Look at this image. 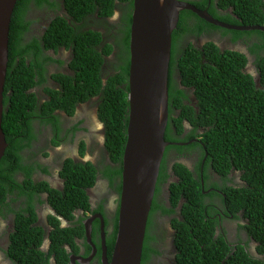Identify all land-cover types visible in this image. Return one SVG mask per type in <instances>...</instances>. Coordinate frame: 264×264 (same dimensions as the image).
Segmentation results:
<instances>
[{
    "label": "trees",
    "instance_id": "obj_1",
    "mask_svg": "<svg viewBox=\"0 0 264 264\" xmlns=\"http://www.w3.org/2000/svg\"><path fill=\"white\" fill-rule=\"evenodd\" d=\"M190 1V0H188ZM207 0H191L202 9ZM67 10L70 21L58 15V7ZM117 2V3H116ZM133 0H17L12 12L9 27L8 62L3 88L2 129L7 147L0 159V212L7 205L6 199L12 191L27 195V208L24 214L15 211L14 231L10 235L8 253L18 262V255H29V249L39 245L41 226L36 222L34 194L46 191L49 201L57 214L72 219L73 212L80 209L89 211L86 190L93 186L98 174L108 180L111 187L120 193L122 156L126 142L128 121V74H129V32ZM218 6L225 10L218 12L214 7L211 15L226 23L235 25H263L264 0H217ZM51 11L46 15L50 22L41 33L42 21L33 14L43 8ZM118 8L119 17L109 22ZM87 18L93 19L95 27H88ZM79 22L74 25V21ZM100 21L104 26L100 24ZM108 21V22H107ZM38 25V27H34ZM103 29V31L100 30ZM211 30H221L232 39L256 35L263 42L247 46L254 56L253 63L259 70L260 83L244 70L247 57L241 51L225 49L221 51L212 41L201 47L194 46L189 35H200ZM64 47L70 52L67 70L50 75L54 83H47L45 65L55 60L47 50L57 52ZM181 85L194 89L197 108L183 102L185 92L177 82V72ZM47 84V85H45ZM50 84V85H49ZM44 95L38 93L43 86ZM38 88V89H37ZM46 95L45 99L43 97ZM96 98L97 117L103 125V149L109 161L65 159L59 170L63 181L62 189L50 187L45 181L35 182L32 174L45 166L37 161L30 162L26 153L35 142V124L48 125L54 133L61 132L57 111L72 115L80 102ZM174 106L179 109L175 116ZM185 117L194 126L188 134L194 137L196 125L208 126L202 133V142L189 146L177 144L182 129L181 118ZM164 139L172 142L165 148L160 164L155 193L147 224L152 226L150 214L160 210L171 214L179 207V215L171 219L176 230L175 245L178 248L179 264H264V33L260 30L239 31L211 24L193 11L180 12L176 29L172 33V45L168 71V120ZM189 139V138H186ZM59 141L53 139L52 144ZM194 146V147H193ZM81 144V153L84 151ZM200 148V162L204 158L205 187L194 172L181 163L174 164L178 179L169 183L170 207L159 199L160 185L169 177L165 157L171 151L183 154L188 148ZM206 153V157L205 156ZM106 163H105V162ZM199 162V163H200ZM211 165L219 179H211L205 169ZM42 166V167H41ZM200 164L195 172L200 173ZM25 176L23 185L19 179ZM212 180V182H209ZM116 183V184H115ZM207 188H214L204 192ZM216 189H219L217 191ZM214 205L224 207L216 210ZM213 210L214 217H206L204 210ZM100 210V209H99ZM118 216V213H117ZM238 220V227L245 231L247 239L237 235L234 242L219 229L217 223L223 220ZM31 223L33 225L31 226ZM151 223V224H150ZM50 236L58 239L50 250L57 253L60 264H66L68 256L65 244L72 246L73 237H84L81 223L74 228L54 224ZM117 221L113 234L108 235L106 243L113 247ZM146 234L142 247L141 264H148L151 253L156 249L151 243L156 238ZM218 230V232H217ZM99 233L94 227L92 237ZM24 240L27 243H24ZM151 242V243H150ZM255 245L253 250L250 243ZM253 253H252V252ZM39 256L42 255L38 251ZM15 255V256H14ZM151 260V259H150ZM150 262V261H149Z\"/></svg>",
    "mask_w": 264,
    "mask_h": 264
},
{
    "label": "flooded vegetation",
    "instance_id": "obj_2",
    "mask_svg": "<svg viewBox=\"0 0 264 264\" xmlns=\"http://www.w3.org/2000/svg\"><path fill=\"white\" fill-rule=\"evenodd\" d=\"M57 1L58 0H54ZM188 1V0H186ZM191 1V0H190ZM189 1V2H190ZM199 1V0H197ZM61 6L58 7V15H61L65 17V19L69 22L70 21V16L63 6V2H60ZM117 3V2H116ZM214 7L218 12L224 13L225 10L221 9L218 4L217 0H207L206 1V6L202 9H205L208 13V9L212 11V7ZM36 11H34L30 17L35 14L38 17V14L40 16L45 13L46 15H52L53 10L49 11L45 7L43 8L44 10H38L35 8ZM118 13V16L120 14L118 8L115 10ZM213 16V15H212ZM47 17V16H46ZM214 17V16H213ZM107 20H109V17H105ZM50 18L46 21L45 17L42 18V21L35 22V23H40L41 29L39 32H43L48 23L50 22ZM88 22V27L94 28L95 27V22L93 19L87 18L86 19ZM220 20V19H219ZM108 22V21H107ZM79 22L76 20L74 21V25H77ZM100 24L102 26L103 23L100 21ZM264 26V24L262 25ZM38 27V25L34 26ZM189 40L193 42L192 44L196 47H201L208 41H212L215 43L221 51L225 49H229L231 51H241L244 53L247 57V61L244 65V70L249 72L253 76V80L255 83H260V75H259V70H257L256 65L253 63L254 56H252L248 50L246 49L248 45L254 42H263V38L260 36L256 35H251V36H239L235 40L232 39L231 35L228 34H223L221 30H211L209 32H203L200 35H189ZM48 55L52 56L53 59H61L62 63H58L55 60H52L48 62L45 65L46 68V76H47V83H54L51 80L50 75L56 72H63L64 70L66 71L68 68V63L70 61V52L68 49L64 47H60L57 52H54L53 50H47ZM68 52V53H67ZM177 72V82L179 83V87L182 88L185 92L186 98H183V102L187 104H192L197 108V100L196 96L194 94V89L190 85H181V80ZM47 85V84H45ZM50 85V84H49ZM43 86L41 88L39 87L38 93L41 95H44L43 91ZM46 95L43 97L42 100H44ZM96 98H91L87 101L78 103L76 105L75 111L73 113L72 119L71 116L63 113V112H58L59 114V121H60V126H61V132L59 133H54L53 130L48 125L45 124H40V122L35 124V131L37 132L38 138H36L35 142H32V145L29 149H27L26 155L27 158H30V162L37 161L39 164L44 166V163L41 162L38 158V151L41 150L43 147H46L49 142H51L53 139L59 141L58 143L60 145L65 144V142L68 143H75V148L76 150L78 149L79 152L76 154L72 149L62 151L60 153V156H58V162L56 163L57 167L59 166V170L61 168L62 162L67 159L71 158L73 160H83L81 153V144L84 143V151L87 153L93 155L94 154V164L99 159H105L106 161H109V156L107 152L103 149V143H104V137H103V126L101 124V128H94L92 124V119L90 115H92L87 109L91 106L94 105L92 102L95 103ZM173 110H175V116H179L180 111L176 107L172 106L171 107ZM80 110V112H79ZM182 122V129L184 128L182 134H180V138H183L184 140L182 142H175L177 144H183L186 146L191 145L192 143L194 144H200L202 142V133L208 130V126L204 127H199L196 125L195 130H194V137H189L188 134L192 131L194 128L193 125H191L190 121L185 117L181 118ZM100 137L102 139L100 140ZM189 138V139H186ZM194 147V146H193ZM188 148V151H185L183 154L177 153L176 151H171L170 153L167 154L165 157L166 160V170L167 173L169 174V177L160 185L161 189L159 191V199H162L163 202L165 203L164 205L166 207H170V196L171 193L169 191V183L173 180L178 179L177 176L174 173V164L175 163H181L185 165L190 171L194 172V177L195 179H200L201 183V188L204 189L205 187V181H204V165H205V159L203 158L200 160V152L201 149L196 147V148ZM94 152V153H93ZM90 154V155H91ZM80 155V158H79ZM206 157V153L205 156ZM105 162V161H104ZM200 162V163H199ZM106 163V162H105ZM197 164H200L199 170L200 173L195 172V167ZM41 166V167H42ZM206 173L209 175V177L213 179H219V175L213 170L212 166L209 164L206 169ZM19 182L20 184L23 185V179L25 176L21 173L19 176ZM32 179L35 182H40V181H45L49 184L50 187H53L55 189H62L63 186V181L60 180L59 174L57 175H52L45 174L41 171V168L38 169L36 172L32 174ZM58 180L61 181V183L58 182ZM210 180L209 182H212ZM116 184V183H115ZM115 186V185H114ZM111 187L108 183V180L102 176V174H98L97 178L95 180V183L93 184V188H102V195L99 200L95 198L97 196L94 191H91L90 188L86 190V193L88 195V201H89V211L82 212L80 209H77L76 211L73 212V218L72 219H65L64 217H61L57 214L56 210L54 209L52 203L48 199V195L46 191L42 192H37L34 194V201L33 204H35V212H36V224L37 226H41L42 230H39L40 234V242L39 245L33 246L32 249H29V255L26 257L23 256L22 254H19L18 257V262L13 261L10 258V254L8 253L9 251V246H10V235L14 231V217H15V211H20L24 214L25 209L27 208V195L26 194H20L19 190L18 191H12L11 194H8L9 197L6 199L7 205L3 206L1 208L0 212V235L3 237L2 240L0 238V264H60L59 261L57 260L56 256L57 253L54 251H50L52 247H54L55 244L59 243L58 239H53L50 234L52 230L54 229V224L58 222V226L60 227H65V228H74L79 226L81 223L83 224L84 221H86L90 216L96 215L100 213L102 215V219L104 222V246L101 245L102 237L99 229V233H96V236L94 238L92 237L91 240L95 245V249L92 248V246L87 242L85 234L84 237L81 236H76L74 235L73 237V244L72 246L69 244H65V253L68 256L67 263L66 264H103L102 259L105 253V256L107 260H111L112 256V251L113 247H109L106 243L107 236L113 234L114 229H115V222L117 221V213H118V203H119V192L115 190V188ZM214 188H207L204 190V192H209ZM217 191L220 192L219 189H216ZM95 195V196H94ZM175 210L171 214H162L160 210H156L155 212H152L150 214L151 217V222L153 223L152 226L147 224V228H150L149 232L151 235H153L156 239L153 240L151 243V246L156 249L155 253H151L150 259L148 261V264H179L178 262V257H180L178 254V248L175 245V234L176 230L171 224V219L174 216L179 215V207H174ZM214 208L216 210H223L224 207H221L218 205H214ZM100 209V210H99ZM213 210L210 209L208 212V209L204 210V214L206 217H214L212 214ZM159 216H165V220L167 219V227L165 229L162 228V225H160L158 219ZM238 220L236 219H231L229 221L223 220L220 223H217L216 225L219 226V229L230 239L231 241L233 240L234 242L229 244V247L231 245L235 247L237 245V239L235 238L237 235L242 236L240 238L242 239H247L246 237V232L241 230V228L238 227L237 225ZM151 224V223H150ZM33 223H31V226ZM94 227L100 228V219L99 218H94L92 220V231ZM218 232V230H217ZM146 234V232H145ZM165 238H167V241H165ZM115 239V238H114ZM24 243H27L24 240ZM114 244V243H113ZM167 245V246H166ZM250 246L253 250L254 244L253 242L250 243ZM38 251L42 253L41 256H39ZM104 252V253H103ZM252 252V251H251ZM253 253V252H252ZM15 256V255H14ZM262 257L264 256L261 255ZM141 264V263H140Z\"/></svg>",
    "mask_w": 264,
    "mask_h": 264
},
{
    "label": "water",
    "instance_id": "obj_3",
    "mask_svg": "<svg viewBox=\"0 0 264 264\" xmlns=\"http://www.w3.org/2000/svg\"><path fill=\"white\" fill-rule=\"evenodd\" d=\"M17 0H0V159L7 147L2 129L3 88L8 62L9 27ZM193 11L205 21L239 31L260 30L262 25H235L213 17L186 0H133L129 32L128 121L122 156L117 229L111 260L103 264H140L147 221L165 148L168 120V71L172 33L180 12ZM100 219L101 245L104 222L100 213L83 222L87 242L92 220Z\"/></svg>",
    "mask_w": 264,
    "mask_h": 264
},
{
    "label": "rangeland",
    "instance_id": "obj_4",
    "mask_svg": "<svg viewBox=\"0 0 264 264\" xmlns=\"http://www.w3.org/2000/svg\"><path fill=\"white\" fill-rule=\"evenodd\" d=\"M49 15V14H48ZM46 17V14L43 13L42 16H40V14H38V19L41 20L42 18ZM117 18V13L112 17L111 19V22H113L115 19ZM40 22V21H39ZM38 89V88H37ZM91 107H89L87 110L92 114L90 115L91 119H92V124L94 126V128H101V122L99 121L97 115H96V104L94 105H89ZM80 112V110H79ZM72 117H74L73 115H71V119ZM102 139V137H100V140ZM69 149H72L74 151V153L76 154L78 151V149L76 150L75 148V143H68V142H65V144H62L60 145L59 143L57 145H53L52 144V141L48 143V145L46 147H43L41 150L38 151V158L41 162L44 163V166L47 167V169L50 171V174L51 176L54 174V175H57L58 174V169H59V166L57 167L56 163L58 162V156H60V153H62V151H65V150H69ZM90 152L91 154V151H88ZM94 153V152H93ZM28 154V153H26ZM89 153H87L86 151L83 152V155H82V159L87 161V160H90L92 162H94V154L90 155ZM28 156V155H26ZM79 158H80V155H79ZM61 180V179H60ZM58 180L59 183H61V181ZM91 191H94V193L97 195L95 196V198L97 200H99L101 198V191H102V188H90ZM165 216H159V223L160 225H162V228L165 229L167 227V219L165 220ZM0 238L2 240V236L0 235ZM165 241H167V238H165ZM167 246V245H166Z\"/></svg>",
    "mask_w": 264,
    "mask_h": 264
},
{
    "label": "clouds",
    "instance_id": "obj_5",
    "mask_svg": "<svg viewBox=\"0 0 264 264\" xmlns=\"http://www.w3.org/2000/svg\"><path fill=\"white\" fill-rule=\"evenodd\" d=\"M116 13H117V12L115 11L114 14L109 18V20H108L109 22H111L112 17H113ZM118 17H119V16H118V13H117V18H118ZM117 18H116V19H117ZM116 19H115V20H116ZM100 30L103 31L102 28H100ZM67 53H68V52H67ZM80 103H81V102H80ZM75 108H76V107H75ZM74 111H75V109H74ZM96 112H97V108H96ZM63 113H64V112H63ZM73 113H74V112H73ZM72 115H73V114H72ZM96 115H97V113H96ZM69 116H71V115H69ZM101 124H102V123H101ZM102 126H103V125H102ZM103 137H104V135H103ZM83 152H84V151H83ZM83 152H82V153H83ZM81 161H85V160H81ZM87 161H90V160H87ZM91 162H92V161H91ZM46 168H47V167H46ZM48 171H49V170H48ZM45 174L49 175V174H50V171H49V173H45ZM58 174H59V173H58ZM59 178H60V176H59ZM60 179H61V178H60ZM61 180H62V179H61ZM83 226H84V225H83ZM99 229H100V228H99ZM84 234H85V230H84ZM91 238H92V234H91Z\"/></svg>",
    "mask_w": 264,
    "mask_h": 264
}]
</instances>
